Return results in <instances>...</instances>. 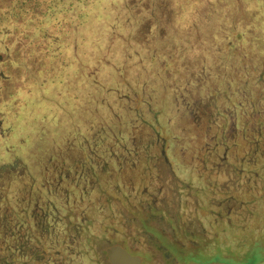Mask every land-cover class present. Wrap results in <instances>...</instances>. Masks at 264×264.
<instances>
[{
	"label": "rangeland",
	"instance_id": "obj_1",
	"mask_svg": "<svg viewBox=\"0 0 264 264\" xmlns=\"http://www.w3.org/2000/svg\"><path fill=\"white\" fill-rule=\"evenodd\" d=\"M179 3V8L176 10L174 8L172 9L170 19L174 21V19L177 20L180 17V19L188 20L187 25H195L192 30H206L209 25L213 26L221 21L224 15L223 5H226L228 0H179ZM252 3H254V6L251 5ZM228 5L231 6L230 10L232 12L235 11L236 14L239 10L240 12L246 11V14L251 18L252 25L256 27V31L253 33L252 29L250 34H253L250 38L248 37L250 40L249 44H247L248 48L241 52V58L232 57V53L238 47L237 39L241 36H238L239 29L226 33L225 40L228 39L229 43L234 42V45L230 44L228 48L227 42L223 41L222 48L224 50L220 47L218 53L213 55V57H217L218 60H223L226 57L228 65L239 62L244 63L245 60L247 68L243 69L246 71L243 73L240 69L238 71L237 67L230 69L229 66L221 67L219 63H211L204 67L203 74L198 79L200 76L199 72L202 71L201 66H204L201 63L202 60L206 58V62H209L211 58L212 60L214 59L211 54L205 55L203 47H209L210 43L218 40V37L207 35L204 38V44L192 50L196 54H192L190 50H186L179 55L178 60H176V69L173 70L169 79L160 77L159 80H154L149 72L147 61H143V59L141 79H136L137 74L135 68L125 70L126 75L122 72V76L126 79V82L123 84H112L109 75H100V78L106 80V86L101 84L106 89L101 88L96 90L98 93H101V97L93 99V104H90L84 96L89 92H86V87L83 83L86 86L88 84L80 77L81 70L79 68L84 67V59L81 57L78 58L76 54L74 56L69 55L67 44L65 47L68 51L64 50L66 53L61 50V47L49 46L52 54L48 57L44 56V61L36 63L39 65L38 69L35 68L34 63H31V61L26 62L29 68L30 78V82L24 84L26 88L20 87L19 83L15 81L17 74L15 69L8 71L5 68L9 60L2 61L0 59V109L4 110V114L6 113V120L3 119V122L0 121V157H4L7 162V166L2 169L3 173H7L8 170L11 173L9 175H15L18 171L21 172L23 166H20L19 163L23 161L22 157L24 155L29 157V152L31 154V148L34 146L33 149L38 153L37 160H40V157H44L47 160L53 157V161L50 163L55 165L53 168L54 172L65 176L63 171L68 173L70 170H73L72 165H65L63 164L65 160H61V157L64 159L67 156L69 163L70 160L78 158L79 162H82V164H79L80 167L76 165L78 168H89L94 175H98L99 181L96 190L89 191V194L83 195L81 200L77 197L78 192H73L76 204L69 208L65 206L59 213L62 214L61 220L65 221L66 228L72 222L69 219L70 215L77 217V214L81 212L88 217L86 222V225L88 224L89 227L88 230L90 232L92 231L94 233L93 236L98 238L95 241L94 249H96L95 251L104 264L106 238L107 236L110 237L113 233L112 230H108V233H106V221H111L112 219V212L106 213V189L112 206L118 211V214L122 215L121 217L124 220H128L130 223L128 226L124 225L127 231H131L133 226H141L147 233L144 235L141 233L140 237L144 238L148 246H150L151 240L148 233L155 234L154 229L150 227L149 221H147L150 220L148 212L147 220L146 216L142 215L141 207L144 204L140 202L143 197L141 195L142 186H131L130 189L121 188V193L127 196L128 202L123 200L122 195L118 191L116 192V189L113 190L111 188L114 185L119 188L120 184L116 182V179L109 176L116 175L122 181V177L124 179L129 174V170H125V164L122 163V165H119L120 159L123 157L121 155H124L119 145L122 144L125 152H134V147L130 144L133 137L138 141L140 140V143L147 142L146 147H144V144L143 146L142 144H137V147L139 145L142 146L137 151L149 150V156L152 157L160 156L162 151L164 154V161L161 156L155 159L157 161L155 168L161 169L155 170L158 172L154 175V184L158 192L156 194L157 201L154 200V204H152L151 214L159 216L161 214L158 213H161L162 209L170 215L179 214L175 210L178 206L175 203V199L178 200L180 196L181 199L178 201L184 204V212L186 215H189V218L185 216L184 219H188L187 221L189 222L191 220L190 217H194L195 211L198 210L196 208L199 199L202 205L198 208L206 214L209 208L215 210V202L225 204V199L230 198L235 205L244 203L253 221V215L251 213L252 207L247 204L246 200L248 197L247 192L250 188H245L244 190H237L236 188L235 193H233V187L230 182L240 178L241 181L257 184L263 181L261 178L264 179V174L257 176L255 173L258 170L254 172L255 170L245 163L250 155L248 153L254 148H257L256 145L259 147L264 146V20L261 26L257 24V16L264 15V0H233ZM240 15L243 14L240 13ZM174 23V29L177 31L182 32L185 30V26L180 24V22L176 21ZM217 24L220 27L222 25L220 23ZM173 32L175 31H172L171 34L174 38H171V34L166 35L169 38H167L168 43L167 41L165 42L166 44L160 42L161 46L162 44H165V46L159 47L155 45L147 52L146 56L148 60L152 61L153 58L157 57L160 58L159 60L164 61L165 57L163 55L168 48H172V51L179 48L176 54L184 51V44H180L175 40ZM204 32L206 33V31ZM86 33L92 37L100 35L98 42L109 41L106 38V28L100 31H96L94 28H88ZM155 33V29L150 28L144 35L151 37ZM199 43L197 42V44ZM148 44L150 45L151 43L148 42ZM69 47L75 52L78 48L77 43L75 45L71 44ZM199 50L202 52L197 53ZM94 62H97V57L93 59ZM160 71L162 73H168L166 70L160 69ZM237 73L240 77L236 76ZM220 75L225 77L226 86L220 83L218 79ZM197 81L200 85L198 84L196 86L198 90L195 92V86L193 85ZM33 83H36V90H32L34 88V86L32 87ZM164 92L165 98H162ZM199 92L203 101L199 106L200 109L194 107V111L192 112L194 117L195 112L196 116H200L204 112L206 114L210 112L213 113V115H210L211 117H200L203 118L201 121L205 124H209L212 120L219 126L234 122L233 125L236 127L234 131L232 130V144L234 146L232 156L234 165L231 168V163L219 162L220 156L222 155V144H219V142L216 143L215 139L219 135L216 130L212 131L211 129L212 134L216 137H212L211 141L213 143H210L208 149L206 148L207 150H203L205 152L203 155H206V158L210 162V165H208V173H203L204 178H197L196 176V180L194 178L195 175H191L190 172L187 174L179 172L177 181L175 180V183L179 186L176 190L169 187L174 179H169L170 173L167 170L168 166L165 162V157L168 156L169 152H173L176 156H179V150L187 152L188 148L190 146L192 147V144L195 143L194 141L192 143L188 142L189 137L193 135L188 120L193 117L187 113V105H184L183 102L185 100V103L189 102V105H192L193 101L190 99L189 93L193 97ZM209 94L215 95V102L217 104L210 105L207 103L212 99ZM121 99H123L122 105L120 102ZM237 103L239 104L237 105ZM121 106L126 108L124 109L126 113L117 111ZM211 108H214V110L209 111ZM200 111L201 113L199 114ZM83 118H86L89 123L92 121L91 125L89 124L90 129H92L89 131V134H85L83 129H81V124L85 122ZM70 122L76 126L69 124ZM258 126L261 129L256 130ZM64 127L66 130H63ZM178 128H182L183 130L179 133ZM134 130L135 132H133ZM186 134L188 139H185ZM65 135H69L66 138H69L71 142L69 143L66 140V143H68L67 150H64L65 145H62L60 140ZM207 136L209 138V134ZM251 137L255 138L257 142L254 143L253 140H250ZM222 140L225 141V138ZM39 143L42 146L40 152L37 149V146H40ZM250 143L255 144L253 149L249 148ZM93 154L95 157L90 160L89 158ZM138 156L143 155L139 153ZM11 160V165L15 163L16 167L9 166ZM55 160L57 161L55 162ZM190 160L191 156H189V160L187 159V161ZM38 162L34 161L31 163V161L26 160V163H24L26 169L19 174L22 175L24 172L29 173L31 175L30 180L26 179L27 181H25V178L16 179L18 183H21L22 188L30 182V198L34 192L36 194L40 193V183L42 180L38 169L39 164L36 165ZM218 162L221 165L216 169L213 166H216ZM187 166H190V169H192L191 172H194L193 167L197 168V165L187 164ZM120 167H123L121 171L119 170ZM241 168L250 172L246 171L241 175H237L236 173ZM215 170L218 171L214 172ZM245 175L247 177L244 178ZM107 176L109 178L106 179ZM11 178H0V190L4 189L5 185L9 183L8 187H10H7L2 194L4 196L1 198L4 202L2 209H6L9 214H12L14 210L13 206H16V210L13 212L14 214L17 210L19 211L18 207L20 208L21 204L17 205L18 202L16 200L14 201V196L17 194L11 190V186L14 187L18 184L15 183L13 185V182L11 184ZM108 179L112 182L109 183ZM185 184L189 185L184 188ZM16 198L19 199V196H16ZM145 201L148 202L149 198L145 197ZM62 202L64 201L58 200L56 204L62 206L64 204ZM82 208L85 212L81 210ZM258 209L261 210L264 208L260 207ZM51 214L53 215L52 212ZM107 215H111V217H106ZM12 218H14L13 215ZM161 218L163 217L161 216ZM206 226L214 230L213 222L209 223L206 220ZM116 227H122V230H125L122 224ZM165 227L169 228L167 224H165ZM245 234L246 231L240 234V236L243 237ZM258 235L263 238L264 233L258 232ZM42 241L41 246L49 255H63V253H60L59 247L54 245L53 240L43 238ZM184 247L189 251H193L191 248L192 245H184ZM84 250L85 248H83ZM214 256V253L206 251L204 255L202 254L199 257V261L204 262ZM187 260L189 259L187 258ZM60 261L57 264H61ZM96 261L97 257L95 254L94 257L83 254L82 260H80V262H84L82 264H97ZM156 262L162 263L159 255L156 257ZM62 264L64 263L62 262Z\"/></svg>",
	"mask_w": 264,
	"mask_h": 264
},
{
	"label": "flooded vegetation",
	"instance_id": "obj_2",
	"mask_svg": "<svg viewBox=\"0 0 264 264\" xmlns=\"http://www.w3.org/2000/svg\"><path fill=\"white\" fill-rule=\"evenodd\" d=\"M238 104L239 103H237V105ZM213 110L214 108H211L209 111ZM200 113L201 111L199 112V114ZM189 115L193 117L188 120L190 122V127L192 128L193 135L189 137L188 142L192 143V141H194L195 143L192 144V147L190 146L188 148L187 152H182V150H179V156H176V154L173 152H169L168 156L165 157V162L168 166L167 170L170 173L169 179H174L171 186L169 185V187L176 190L179 188V186H177L175 180L177 181V175H179L180 173L187 174L190 172L191 175H195V179L196 176L197 178H204L203 173H208V165H210V162L209 159L206 158V155H203V153H205L203 150H205L206 148L208 149L210 143H213V141H211V138L214 137V134H212L211 129L212 131L216 130L219 137L225 138V141H223L221 145L222 155L220 156L219 162H224L226 164L231 163V168L234 165L232 156L234 150V146L232 144V130L234 131V128H236L233 125L234 122H232L231 124L229 122L224 126H219L214 120H212L209 124H205L201 121L203 118L200 117L203 116L204 118H207V116L213 115V113L207 112L206 114V112H204V114L201 113L200 116H196L195 113V117L191 113ZM178 129L179 133L183 130L182 128ZM207 134H209V138H207ZM132 139L133 141L131 140L130 144L132 146H135V138L133 137ZM185 139H188L187 134L185 136ZM250 140H253L254 143L257 142V140L252 137L250 138ZM146 143L147 142L140 143V140H137V144H142V146L144 144V147H146ZM254 145L255 144L250 143L249 148L253 149ZM119 146H121L123 150L122 153L124 154L121 155L123 157L120 159L119 165H122V163L125 164V170H129V174L126 175L124 179L122 177V181L120 177L117 178L116 175L109 176L116 179V182L120 184L119 188H117V186L115 185L111 188H113V190L116 189V192L118 191L122 195L121 188L130 189L131 186H142L141 195L143 197L140 202L141 204H145V206L143 204V207H141V211L143 213L142 215L146 216V220L148 218V214L150 215V220L147 221H149L150 227L154 229L155 234L148 233L151 238L150 246H148L144 238L140 237L141 233L143 235L147 233L144 229L141 228V226H133L131 228V231H127L125 229L126 226L124 225L128 226L130 223L128 222V220H124L121 217L122 215L118 214V211L114 208V206H112L110 198L107 194L108 191L106 189V213L110 211L112 212L111 221H106V233H108V230H112L113 233L110 237L107 236L106 238V249L104 252L105 264H110L107 257V250L110 247L114 246H120L125 249L130 255L139 258L140 264H264V236L262 238L258 235V232L264 233V209H258L260 207L264 208V179L261 178V180L263 181L257 184L247 183V181H241L240 178L230 182L231 186L233 187V193H235L236 188L237 190L250 188L248 189V197L246 200L247 204L252 207L251 213L253 215V221L250 218V212L248 209H246L247 207L244 205V203L235 205L230 198H226L225 204L222 203L223 205L219 204L221 202H215V210L209 208L206 214L199 210L202 205L201 200L199 199L196 208L198 210L195 211L194 217H190L191 220L189 222L187 221L188 219H184L185 216L189 218V215H186L184 212V204H181L182 202L178 201L181 199L180 196L178 197V200L175 199L176 205L178 204L175 210L178 211L179 214L170 215L167 211L162 209V212L158 213L161 215L154 216L150 213L152 204H154V200L157 201L156 194L158 192L154 184V175L158 172L155 171L156 169H161L155 168V164L157 162L155 161V159H158L161 156L162 160L164 161L163 151L160 153V156L152 157L149 156V150L145 149L144 151H137L138 148H142V146L140 145L134 148V152L130 153L125 152L122 144ZM256 147L257 148H254L248 153L250 155L248 156L245 163L255 170L252 171L256 172L258 170L255 174L257 176H260L261 174H264V146L262 145L259 147L258 145H256ZM138 152L143 156H138ZM112 155L114 154L112 153ZM189 156H191V160L187 161V159L189 160ZM56 158L58 159V157ZM43 159L45 158L40 157V162H38V169L39 174H41L42 180V182L40 183V190H42L43 188L45 192L44 194H42V191H40L39 194H36L34 192L31 198L29 197V194L27 195L26 204H28V206L30 204V218L27 220L28 222L26 220H24L25 222H18L15 219V215H13L14 218L13 222H11V226L14 224V226L17 225L21 228L24 227L25 234L20 237V235H17L18 232H15V227H12V232L9 237V240L11 241V249L8 264H57L60 260L61 264L62 262L64 264H82L84 262H80V260H82L83 254H85L86 256L89 255L91 257H94L95 254L97 257L96 263L104 264L95 251L96 249H94L95 241L98 238L96 236H93L94 233H92V231L90 232L88 230V224L86 225L88 217L83 214L87 217V220L84 221L83 217L78 216L77 221L74 222H78L79 230L76 233H71L65 227L66 223L65 221L61 220L62 214L59 213L65 206L66 208H69L70 206H74L76 204V202L74 201L75 195H73V192H78L77 197H79L80 200L83 198V195L81 194V188H84L83 190L89 189L85 186V181L90 180L89 176L83 177L82 174L76 173L74 165L72 166L73 170H70L69 174L66 173L65 176H61V174L53 171L55 165L53 163H50L51 161H53V157L48 159L46 163L43 162ZM61 160H65L63 161V164L65 165H72L73 163L72 160H70V163L68 162L69 159L67 158V156H65L64 159L61 157ZM56 161L57 160H55V162ZM218 163L213 167L217 169V167L221 165L220 163ZM187 164L193 166L197 165V168L193 167L194 172H191L192 169H190V166H187ZM122 169L123 167L119 168L120 171ZM217 171L215 170L214 172ZM246 171L250 172L246 169L241 168L237 173H235L237 175H241ZM247 176L245 175L244 178ZM90 177V182H92L93 184L91 188L97 187V183L99 181L98 175H93ZM109 177L107 176L106 179ZM108 181L109 183L112 182L110 181V179H108ZM188 185L189 184H185L184 188H186V186ZM50 188L53 190V194L50 193ZM145 197L149 198L148 202L145 201ZM122 198L124 201L128 202V198L126 195H122ZM58 200L64 201L62 202L64 204L62 206H59L58 204H56ZM49 202L50 204L52 203V205L55 204V207L57 208V210L54 209L56 211L55 213L52 206H47ZM44 203L45 205H43ZM37 204H40V207H44V209L46 210L45 212H43V214L44 217H48L47 222H45L47 219L42 220L40 219L41 217H38L34 214L36 211L35 206ZM81 210L85 212L83 208ZM51 212L53 213V215L51 214ZM80 213L78 214L81 216L82 213ZM73 216L69 218L70 221L74 220ZM161 216L163 218H161ZM106 217L110 218L111 215H107ZM206 220L209 223L213 222L214 230L207 228ZM40 221L43 222L40 224ZM120 224H122L125 230H122V227H116ZM165 224H167L171 229L166 228ZM71 225H73V223ZM38 226H42L43 228H46V230H50V233L46 231V235H48L47 238H49V240H53L54 245L56 247H59L61 251L60 253H63L62 256L61 254L49 255L47 251L45 252L43 248L40 247V243L43 242V238L40 235L38 237V234L35 232ZM245 231L246 234L243 237L240 236V234H243ZM79 233L81 235H79ZM84 238H86L87 240ZM21 239L24 241L25 245V248L23 250H19L20 247L17 246L19 244L17 242H19V240ZM26 243L29 247L26 245ZM184 245H192L191 248L193 249V251H189L186 247H184ZM83 248H85L84 251ZM206 251L214 253L215 256L210 260H206L204 262L199 261V257L202 254L204 255ZM158 255L160 256L162 263L156 262V257ZM187 258L189 260H187Z\"/></svg>",
	"mask_w": 264,
	"mask_h": 264
},
{
	"label": "trees",
	"instance_id": "obj_3",
	"mask_svg": "<svg viewBox=\"0 0 264 264\" xmlns=\"http://www.w3.org/2000/svg\"><path fill=\"white\" fill-rule=\"evenodd\" d=\"M229 2H233V0H228V3ZM228 3L223 5L224 15L221 21L217 22L222 24L221 27L216 23L213 26L209 25L208 29L206 28V30H192L195 25H187L186 23L188 20H184L182 18L180 19V17H178L177 20L174 19V21L173 19H170L172 9L174 8V10H176L180 6L179 0H0V59L2 61L9 60L7 62L8 66L5 65V68L8 71H13V69H15L17 73H15V81L19 83L20 87H25L24 84H28L30 82L28 72L29 68L26 64L27 61L34 63L35 68L38 69L39 65L36 63L44 61V56L48 57L50 54H52L49 46H58L59 48L61 47L63 52L64 50H69V55L74 56L76 54L78 58L81 57L84 59V67L79 68L81 70L80 77L88 84V86H86L85 83H83L86 87V92H89L84 96L88 99L90 104H93V99H98L101 97V93H98L96 90L101 88L104 90L106 89L105 87L101 86V84L106 86V80L100 78V75H109L112 84H123L126 82V79L122 76V72L125 74V70L135 68L137 74L136 79H141L140 76H142L143 59V61H147L149 72L154 80H159L160 77L169 79L173 70L176 69V60H178L179 55H181L186 50H190L192 54H196V52L193 53L192 50L198 46H202L204 44V38L207 35L218 37V40L214 43H210L209 47H203L205 55L211 54L213 57V55L218 53L219 48H222L223 41L227 42L228 48L230 44L234 45V42L229 43L228 39L225 40L226 33L239 29L238 36H241L237 39L238 47L235 49V52L232 53V57L241 58V52L248 48L247 44H249V38L256 31V27L252 25L251 18L246 14V11L244 12L242 10L243 12H240L239 10L236 14L235 11L232 12L230 10L231 6H229ZM251 5L254 6V3ZM240 13H242L244 17L243 15H240ZM263 20L264 15L257 16V24H259V26H261ZM176 21L185 26V30H188L181 32L174 29V22ZM88 28H94L96 31L106 28V38L109 41L98 42L100 35H97L96 37L88 35L86 33ZM150 28L155 29V35H151V37H149V35L145 36L144 33H146ZM252 29L253 33L250 34ZM172 31H175L173 32L175 35V40L180 44H184V51H182L180 54H176L179 48H177L175 51H172V48H168L163 55L165 57L164 61L159 60L160 58L157 57L153 58L152 61L148 60V57L146 56L147 52L155 45L159 47L165 46V42L167 41L168 43L169 39L166 35L171 34ZM204 31H206V33ZM170 36H172V34ZM171 38L174 37L172 36ZM148 42L151 44L149 45ZM160 42L165 44H162L161 46ZM197 42L200 43L197 44ZM76 43L78 48L75 52L71 47H69V45H75ZM66 44L68 45V50L65 47ZM201 52L202 51L199 50L197 53ZM96 57L97 62L93 63V59ZM213 58L214 59L212 60L211 58L209 62H206V58L202 60L201 63L204 66H201L202 71L199 72L200 76L198 79L201 78L203 69H205L204 67L211 63H219L221 67L229 66L230 69L237 67L238 71L240 69L242 73L245 71L243 69L247 68L245 60L244 63L239 62L228 65L226 57L223 60H218L215 56ZM160 69L166 70L168 73H162ZM236 76L240 77L238 73ZM218 79L220 83L223 84V86H226L225 77L223 75H220ZM198 81L193 85L195 86V92L198 90L196 86L198 84L200 85ZM33 86L34 88L32 90H36V83H33L32 87ZM191 95L192 94L189 93L190 99L193 101V106L189 105V102L185 103V100L183 102L184 105H187L186 107L188 114H193L192 112L194 111V107L200 109L199 106L203 101L200 92L193 97ZM209 96L212 99H210V101L207 103L210 105H213L214 103L217 104L215 102V95L209 94ZM162 98H165V92L162 94ZM120 102L122 105L123 99H121ZM123 106L125 107V105ZM124 109L126 108L121 106L119 110L117 109V111L126 113ZM3 112L4 110L0 109L1 122H3V119L6 120V113L4 114ZM70 114L72 113L70 112ZM83 121L87 122V124L83 122L84 124H81V129H83L85 134H89V131L92 130L90 129L92 121L89 123L86 118H83ZM69 124L76 126L72 122ZM88 125L89 127L86 128ZM258 129H261V127L258 126L256 130ZM63 130H66L65 127ZM133 132H135V130ZM66 136L69 135H65L62 139H60L62 145H65L64 150L68 149V143H66V140L71 143L69 138H66ZM222 139L223 138L217 136L215 141L216 143L219 142V144H222ZM134 144L135 146L133 147H137L136 138ZM7 145L9 144L7 143ZM33 147L31 148L32 155L30 152L29 157L24 155L22 157L23 165L22 162L19 163L20 166H23L22 171L26 169L24 164L26 163V160L31 161V163L34 161L40 162V160H37L38 153L33 149ZM37 149H39V152L41 151V144L40 146H37ZM90 157L91 158L89 159L91 160L95 157V155L93 154ZM47 161V159H43L44 163ZM72 162V166H75L76 173L82 174L83 177L89 176L90 178L89 181H85V186L89 189L83 190L84 188H81V194L87 195L89 194V190H96V187L91 188L93 184L90 182V176L94 175V173L91 172V169L78 168L80 167L79 164H82V162H79L78 158H74V160L72 159ZM6 163L7 162L4 157H0V178H11L14 176L11 178L12 181L10 183L12 184L13 182V185L17 183L19 187L18 185H15L14 187L11 186V190L17 194L16 196H19V199H17L18 197L16 198V196H14V201L16 200L18 202L17 205L21 204V206L20 208L18 207L19 211L17 210V212L14 214V210L13 212L11 210L12 214H9L6 209H2L4 202L2 201L3 199L1 200V198L4 197L2 194L9 185V183H7L4 189L0 190V264H8V259L10 258L9 255L11 241L9 240V237L12 232V227H15V232H18L17 235H20V237L25 234L24 227L21 228L17 225L14 226V224L11 226V222H13L12 215L16 214L15 219L18 222H25L24 220L27 221L30 218V204L29 206L26 204V198L29 194V188L31 184L28 182L22 188L21 183H18L16 179L25 178V181H27L30 180L31 175L25 172L22 173V175H19L22 171H18V173L15 175H9L11 173H9L8 169L7 173H3L2 169L7 166ZM11 164L12 160L9 166L16 167L15 163H13V165ZM36 165H38V163H36ZM63 172L66 174L65 171ZM61 176L63 175L61 174ZM40 191H42V194H44L45 190L42 188ZM50 193L53 194V190L51 188ZM43 205H45V203ZM47 206H52L53 210H57L55 204L52 205V203L50 204L49 202ZM13 208L16 210V206H13ZM35 208L36 211L34 214L38 217H41L40 219L42 220L47 219L45 221L47 222L48 217H44L43 214V212L46 211L44 207H40V204H37ZM55 212L56 211L54 210V213ZM78 216L83 217L84 221L87 220V217L83 214L81 216L77 214V217L73 216L74 220L69 223L67 228L71 233H76L79 230L78 222H74L77 221ZM42 222L43 221H40V224ZM72 223L73 225H71ZM46 231L50 233V230H46V228H43L42 226H38L35 230V232L38 234V237L40 235L44 239L48 236L46 235ZM79 235L81 234L79 233ZM17 243H19L17 245L20 247L19 250H23L25 248L24 241L22 239ZM26 245L28 246L27 243ZM40 247L42 248L41 243Z\"/></svg>",
	"mask_w": 264,
	"mask_h": 264
},
{
	"label": "water",
	"instance_id": "obj_4",
	"mask_svg": "<svg viewBox=\"0 0 264 264\" xmlns=\"http://www.w3.org/2000/svg\"><path fill=\"white\" fill-rule=\"evenodd\" d=\"M107 257L110 264H140L137 257L130 255L125 249L120 246L110 247L107 250ZM199 264V263H193ZM206 264H224V263H206Z\"/></svg>",
	"mask_w": 264,
	"mask_h": 264
}]
</instances>
